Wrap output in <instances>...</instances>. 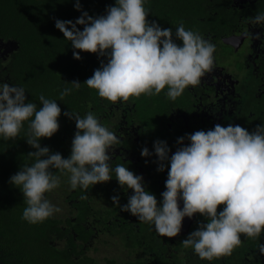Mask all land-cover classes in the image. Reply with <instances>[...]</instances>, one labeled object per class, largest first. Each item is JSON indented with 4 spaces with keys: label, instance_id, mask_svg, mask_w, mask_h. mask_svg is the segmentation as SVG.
Here are the masks:
<instances>
[{
    "label": "clouds",
    "instance_id": "1",
    "mask_svg": "<svg viewBox=\"0 0 264 264\" xmlns=\"http://www.w3.org/2000/svg\"><path fill=\"white\" fill-rule=\"evenodd\" d=\"M147 2L115 0L104 15L93 17L76 0L73 7L81 15L74 22L55 19L54 26L70 42L74 59H81L80 52L107 58L83 84L112 103L158 95L165 88L167 98L175 101L213 70L215 45L200 33L186 30L183 24L173 32L155 20H147ZM249 23L264 25V12L250 17ZM251 35L260 39L264 33ZM65 83L71 87L60 92L61 100L82 84L78 80ZM39 102L38 108L27 101L23 87L0 83V139L15 140L28 122L25 141L35 149L27 154L34 162L20 166L8 181L23 195L26 207L21 218L27 223H42L60 211L45 196L60 185L57 171L68 175L71 189L79 187L85 192L82 199L87 198L89 186L110 181L114 172L120 187L131 189L132 195L124 205H120L119 195H113L112 203L138 221L154 226L159 235L176 237L185 217L197 213L204 217L207 222H198L197 229L181 242L202 260L230 256L242 243L241 234L259 239L264 232V122L251 132L239 124H216L207 131L185 134L177 138L180 146L171 156L166 141H154L151 152L142 148L141 157H157V172L168 167L158 204L155 195L144 187L141 175L123 164L114 169L110 166L111 150L119 138L92 112L84 117L70 110L63 113L74 119L76 128L67 158L42 147L41 138H50L59 129L61 108L43 94ZM185 140L189 142L186 145ZM178 201H182V208ZM218 205H224L219 212ZM257 247L264 255V244Z\"/></svg>",
    "mask_w": 264,
    "mask_h": 264
},
{
    "label": "trees",
    "instance_id": "2",
    "mask_svg": "<svg viewBox=\"0 0 264 264\" xmlns=\"http://www.w3.org/2000/svg\"><path fill=\"white\" fill-rule=\"evenodd\" d=\"M75 2L0 0V83L23 87L26 100L36 103L38 108L41 94L57 101L61 108L58 131L50 138H41V146L61 153L63 158L70 155L76 128L74 119L63 115L69 110L81 117L92 112L114 133L112 128L138 127L139 140L154 137L172 144V135L158 125L166 118L156 116L155 112L174 103L166 96L167 88L158 95H141L112 103L83 84L107 58L80 52L81 59H74L70 42L55 28V19L74 22L81 15L73 7ZM79 2L83 11L96 17L104 15L106 7L114 5L115 0ZM262 7L258 4L240 6L232 0H148L145 4L149 11L147 20H155L162 28H172L173 32L183 24L186 30L200 33L215 46L222 29L232 27L240 16L260 12ZM77 27L83 30V26ZM176 43L181 45L182 41L176 40ZM74 80L82 83L81 87L61 100L60 92L71 87L65 82ZM27 128L28 122H25L15 140L0 139V264H197L186 258L191 249L181 243L186 238L176 243L174 238L161 236L154 226L138 221L112 203L113 195H119L120 205L126 204L132 195L131 189L120 187L114 172L110 181L89 186L87 198L82 199L85 192L79 187L71 189L68 175L57 171L60 185L45 196L60 211L42 223L24 221L21 218L26 207L23 195L8 181L20 166L34 162L27 155L35 151L25 141ZM133 139L134 136L130 138ZM109 163L113 169L123 164L136 175L143 171L142 163L139 167V163L133 164L128 159L117 163L111 159ZM143 175L151 173L147 170ZM149 180L147 190L156 193L160 201L166 177L157 173ZM181 251L184 252L182 257L177 255Z\"/></svg>",
    "mask_w": 264,
    "mask_h": 264
},
{
    "label": "flooded vegetation",
    "instance_id": "3",
    "mask_svg": "<svg viewBox=\"0 0 264 264\" xmlns=\"http://www.w3.org/2000/svg\"><path fill=\"white\" fill-rule=\"evenodd\" d=\"M232 1L240 6L263 5L260 12H264V0ZM257 12L259 11L240 16L239 21L232 27L229 25L230 28L227 30L222 29L218 34V44L213 53V70L201 78L199 85L186 88L174 103L155 111L156 116L166 118L165 121L158 122L159 129L163 128L172 135V144L168 145L169 156L180 146L176 143L177 138L185 134H192L199 130L207 131L216 124L222 126L239 124L251 132L258 124L264 122V36L253 39L251 35V33H264V25L256 26L249 23V18L254 17ZM246 32L249 35L245 36ZM230 36L239 37L234 39L232 44L224 42V38ZM112 129L116 131L115 134L120 139L111 152V159L115 163L120 159H128L133 164L139 163V167L142 163L141 176L146 190L151 175L156 176L157 173H162L167 179L168 167L166 166L163 172H157L155 163L157 157L154 154L151 157L140 155L144 147H147L150 152L153 151V142L156 141L154 137L152 140L147 137L139 140L137 134L140 128L138 127ZM132 136L134 139L130 140ZM188 143L187 140L184 141L185 145ZM147 170L151 173L150 176L143 175ZM152 194L156 197V193ZM178 205L182 208V201H178ZM223 207L224 205H218L217 211L219 212ZM198 222L206 223L207 221L198 213L192 218L185 217L181 228L184 229L187 225L185 232L172 237L174 242L187 238L197 229ZM241 241L240 246L235 248L230 256L214 259L211 262L198 258L192 249H189L190 256L186 258L197 264H264V255L259 253L257 247L258 243L264 244V232L259 239L246 238L241 234ZM177 255L182 257L184 252L181 251Z\"/></svg>",
    "mask_w": 264,
    "mask_h": 264
},
{
    "label": "water",
    "instance_id": "4",
    "mask_svg": "<svg viewBox=\"0 0 264 264\" xmlns=\"http://www.w3.org/2000/svg\"><path fill=\"white\" fill-rule=\"evenodd\" d=\"M239 36H230V37H227V38H224V42L226 43H233V40L238 38ZM187 227V225L184 227V229H181V232L180 233H184L185 232V228Z\"/></svg>",
    "mask_w": 264,
    "mask_h": 264
},
{
    "label": "rangeland",
    "instance_id": "5",
    "mask_svg": "<svg viewBox=\"0 0 264 264\" xmlns=\"http://www.w3.org/2000/svg\"><path fill=\"white\" fill-rule=\"evenodd\" d=\"M231 58V57H230ZM230 58H228V59H230ZM228 59H226V60H228ZM94 254V253H93Z\"/></svg>",
    "mask_w": 264,
    "mask_h": 264
}]
</instances>
